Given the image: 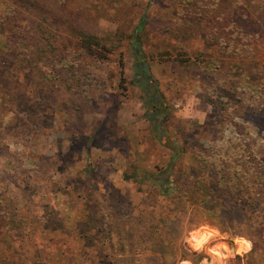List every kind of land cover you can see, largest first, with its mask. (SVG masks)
<instances>
[{"label": "rangeland", "instance_id": "rangeland-1", "mask_svg": "<svg viewBox=\"0 0 264 264\" xmlns=\"http://www.w3.org/2000/svg\"><path fill=\"white\" fill-rule=\"evenodd\" d=\"M222 2L234 13L228 0H69L89 30L123 40L55 89L36 83L47 61L17 67L27 54L0 35V264H264V165L253 164L264 161V52L210 40L206 14ZM249 2L248 16L264 8ZM143 15L142 53L170 110L161 135L185 150L174 175H214L227 188L218 215L199 218L192 198L163 196L152 180L171 154L153 138L137 80L131 37Z\"/></svg>", "mask_w": 264, "mask_h": 264}, {"label": "trees", "instance_id": "trees-1", "mask_svg": "<svg viewBox=\"0 0 264 264\" xmlns=\"http://www.w3.org/2000/svg\"><path fill=\"white\" fill-rule=\"evenodd\" d=\"M68 1L7 0L3 20H0V35H6V44L11 52L16 53V50H19L20 53H26L28 56L21 60L18 56L19 53H16V66L29 63L31 66L37 67L39 62L46 61L50 66V71L47 74L42 70L37 71L35 74L37 85H41L38 82V77L43 76L45 82H50L45 87L52 86L55 89L59 82L76 75L85 67L83 65L84 58L103 59V54L111 52L112 49L118 50L121 46L122 35L106 33L103 36L92 29L89 30L87 23L84 20H79L72 9L70 10L67 5ZM233 2L234 13H225L222 2L221 8L215 7L214 10L210 9V12L206 14L210 40L217 43L228 42L230 47H241L245 50L249 47L247 42L252 40L259 42L264 52V8L259 11L254 10L248 16L244 7L250 5L249 0H228V4ZM238 7H242L241 12H239ZM229 17H233L235 22L231 21L229 24ZM240 18L249 19L257 24L260 29L248 33V29L238 24ZM145 22L146 16L143 15L131 37L133 48L137 55L142 58L137 80L147 88V115L152 117L151 121L154 123H152L154 127L153 138L171 154L169 168L152 175V180L157 183L160 194L163 196L172 195L174 200L182 197V195L192 198L194 200L193 210L200 213L199 218L205 216L206 213L218 215L222 209L220 202L226 196L227 188L218 189L214 183V175L205 177L202 171L198 169H192L177 176L174 175L175 166H178V163L184 159L185 150H181L173 141L161 135L160 126L168 120L170 110L159 91L157 81L149 72L148 63L142 53L139 34ZM16 36H21V38H16ZM73 47L74 49H72ZM119 56L120 65H122L123 52H119ZM2 70L3 62L0 59V73ZM120 87L123 90L127 89L123 78ZM257 157H261L260 154H257ZM258 160L259 162L253 164L259 165L257 167L264 165L263 159ZM220 164L224 167L222 163ZM255 174L258 177L263 175L260 172H255ZM250 178L252 180L253 176L250 175ZM124 179L137 181L133 175H126ZM237 192L242 193V190H237ZM0 212V227L3 229L6 218L3 216L4 211L2 209ZM6 228L15 230L18 226L16 222L9 220Z\"/></svg>", "mask_w": 264, "mask_h": 264}, {"label": "bare ground", "instance_id": "bare-ground-1", "mask_svg": "<svg viewBox=\"0 0 264 264\" xmlns=\"http://www.w3.org/2000/svg\"><path fill=\"white\" fill-rule=\"evenodd\" d=\"M230 264H233L232 261H230Z\"/></svg>", "mask_w": 264, "mask_h": 264}]
</instances>
